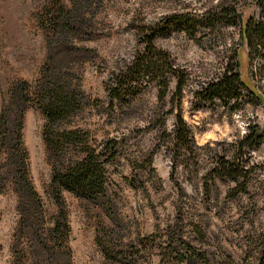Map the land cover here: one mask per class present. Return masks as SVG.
<instances>
[{"label":"rangeland","instance_id":"obj_1","mask_svg":"<svg viewBox=\"0 0 264 264\" xmlns=\"http://www.w3.org/2000/svg\"><path fill=\"white\" fill-rule=\"evenodd\" d=\"M74 2L0 0V107L12 125L21 119L28 179L42 206L36 217L42 228H35L46 234L40 242L31 233L15 232L16 195L7 182L0 190V264H117L102 257L96 235L113 248L127 250L138 264H154L147 250L139 255L135 250L140 249L131 244L166 225L177 231L199 227L212 244L217 242L220 252L237 262L244 250L237 234L264 227V137L236 152L245 133L264 130V61L255 56L247 65L237 26L198 30L193 36L170 29L154 39L153 44L187 74L180 109L193 147L191 154H179L173 172L159 131L171 129L173 82L161 102L155 86L143 84L133 98L113 109H108L105 88L111 74L140 48L145 28L163 17L234 8L242 19L249 15L259 20L264 19V0H79L80 20ZM61 4L64 9L58 10ZM233 53L235 72L252 93L242 88L236 111L218 102L191 111L193 91L223 72ZM51 82L76 105L57 129L85 132L91 145L106 139L118 143L117 158L104 172L110 216L93 200L62 191L68 227L63 238L48 232L57 208L49 189L51 161L42 143L38 110L40 92ZM222 155H235V162L244 165L243 179L206 176ZM3 157L0 154V165Z\"/></svg>","mask_w":264,"mask_h":264},{"label":"trees","instance_id":"obj_2","mask_svg":"<svg viewBox=\"0 0 264 264\" xmlns=\"http://www.w3.org/2000/svg\"><path fill=\"white\" fill-rule=\"evenodd\" d=\"M74 1L77 3L75 17L76 20H80L82 14L78 9L79 0ZM62 9H64L63 4L58 10ZM219 26L238 27L240 47L244 46L248 66L255 56L264 61V19L255 20L249 15L242 19L234 8H221L216 12H206L199 16L174 14L163 17L153 26L145 28L146 34L142 33L138 40L140 48L134 50L129 63L111 74L105 88L108 109H113L116 103L119 106V102L125 98H133L137 89L143 84H153L157 99L161 102L168 94L170 81L173 82L174 89L169 96L168 111L172 114L171 129L167 132L159 130L162 145L172 158V172L177 167L176 160L179 154H191L193 147L191 131L183 121L180 109L181 94L187 81V74L179 70L170 55L157 48L153 41L157 37L165 36L170 29L180 30L188 36H193L198 30H212ZM236 56L237 54L233 53L231 63L223 72L215 74L193 91L191 111H197L215 102L221 106H229L228 111H236L235 103L240 97L242 88L252 93L240 79L239 73L235 72L238 68ZM40 94L42 96L38 110L43 117L41 139L51 161L49 189L57 208V218L48 232L52 236L59 235L63 238L68 232V227L61 198L62 191L82 199L93 200L110 216L108 211L110 209H107L106 204L108 197L104 172L105 166L113 164L117 158L118 143L115 139H106L104 143L91 145L87 142L85 132L57 129L60 123L65 122L67 117L75 112L76 105H73L71 95L66 96L63 88L55 82L45 84ZM17 120L16 125H12L0 107V154L4 156L0 165V179L5 180L0 183V190L8 182L16 195L18 219L15 232L31 233L38 241L43 242L45 232L35 228H42L36 222L37 215L42 213V206L28 179L26 151L21 141V119L17 118ZM263 137L264 130L258 133L255 131L245 133L237 142L236 152L241 151L249 143L257 145ZM66 153L72 156L69 155L67 156L70 157L69 159L62 161ZM234 159H236L235 155L232 158L225 155L217 158L206 172V176L210 180L243 179L245 176L241 174V170L244 165L240 167ZM241 183L245 184V180ZM205 235L206 232L199 227L193 226L190 230L177 231L174 227L166 225L164 229L143 237L131 246L140 249L135 250L139 255L147 250L149 257L153 256L156 259L154 264H264V227L237 234L238 240L244 243V250L237 262L231 260L228 254L220 252L217 242L212 244V238ZM214 240L217 241L216 238ZM94 242L105 260L117 264H138L131 260L130 254L124 248H113L98 235L95 236Z\"/></svg>","mask_w":264,"mask_h":264}]
</instances>
